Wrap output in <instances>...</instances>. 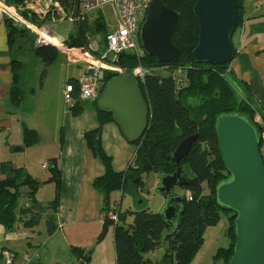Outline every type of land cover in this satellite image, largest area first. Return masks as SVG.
Here are the masks:
<instances>
[{
    "label": "trees",
    "instance_id": "trees-1",
    "mask_svg": "<svg viewBox=\"0 0 264 264\" xmlns=\"http://www.w3.org/2000/svg\"><path fill=\"white\" fill-rule=\"evenodd\" d=\"M21 1L6 0L7 3ZM162 2L179 13L172 33V40L178 47L176 57L168 63H161L146 53L137 57L132 53L122 52L115 63L125 69H131L138 64L145 68L163 64H168L171 68L181 67L185 69L187 84L178 88L173 74L149 73L144 80H138L144 99L149 106V121L142 138L133 143L137 145L133 164L122 171L113 168L111 156L103 150L101 145V126L107 121H113L112 116L97 108V99L92 101L99 125L87 130L84 138L92 154L98 157L105 167L104 173L95 177L92 182L93 187L104 194L102 211L114 206L111 205V194L118 190L122 194H129L137 201L135 210L119 209V223L116 225L113 226L110 219L104 218L98 239L101 240L109 226H113L115 264H166L171 261L175 264H189L204 241L205 229L215 225L220 220L221 213L226 215L231 212L233 215H226L229 223L227 227L229 245L216 250L212 257L213 262L222 258L223 262L228 264L235 241L236 214L230 209L222 208L216 199L218 183L229 174L217 146L215 116L225 111L244 113L256 125L261 135L259 144L261 149L262 126L257 124L253 117L256 111H260L263 117L264 113L259 107L255 109L249 102L237 99V94L227 78L230 72L226 69L231 61L223 64H209L198 63L193 58L192 50L197 44L199 30L197 18L193 13L196 0H162ZM238 3L237 26L242 18L243 0H238ZM103 19L102 15L96 23L90 22L86 17L75 22V32L70 33L66 45L85 47L88 37L94 36L96 30L104 27ZM7 26L9 37L16 35V32L10 29L9 23ZM107 31H103L100 38H104ZM53 43L59 44L57 41ZM54 44L44 43L35 47L36 55L43 62V69L39 76L40 86L48 67L55 61L59 52V47ZM237 55L238 51L234 46L233 59ZM17 68L18 63L12 61V77L15 83L18 81ZM114 74H116L115 71L105 70V81ZM240 84L244 89L250 88L243 81ZM254 96L258 102L260 97L256 95V92ZM10 97L14 105L20 104L23 92L16 84L10 88ZM190 101H198V105L189 104ZM83 104L84 102L77 101L69 108L76 114L82 109ZM193 133H198V137L188 155L180 162L183 173L189 178V183L180 188L188 191L189 195L182 194L179 225L173 232L171 225L158 212L152 211L146 205V200L140 196V191L144 187L141 174L147 171H156L157 175L159 172H172L176 167L172 158L174 148L184 137ZM22 134L23 145L16 147L17 149L29 146L37 140L34 129L23 126ZM56 160V157L49 159L48 168L51 175L45 180V182L55 183V196L49 202L52 209L57 208L60 187V173ZM183 164H186L192 176L189 177L185 173ZM38 185L39 182L26 169L14 168L8 161L0 163V224L10 229L19 219L25 227L37 226L40 223L43 207L35 199ZM23 186L28 188L25 195L21 194ZM205 187L208 190L207 194L203 193ZM23 196L29 201L27 206L19 205V200ZM128 216H132L131 222L126 221ZM46 226L49 235L57 228L50 217L46 219ZM163 231L167 232L164 236L166 246L162 257L160 260L146 257V253L159 246ZM71 251L80 260V264H89L90 256L84 249L72 246Z\"/></svg>",
    "mask_w": 264,
    "mask_h": 264
},
{
    "label": "crops",
    "instance_id": "crops-1",
    "mask_svg": "<svg viewBox=\"0 0 264 264\" xmlns=\"http://www.w3.org/2000/svg\"><path fill=\"white\" fill-rule=\"evenodd\" d=\"M8 33L6 20L0 19V163L8 161L14 168L22 167L39 182L35 199L43 209L37 226L25 227L20 219L10 229L0 224V264H5L2 250L14 254L13 264H80L71 251L72 246L89 254V264H115L113 230L98 239L103 226L100 214L104 194L92 184L105 167L92 154L84 138L87 130L99 125L97 113L92 101H86L74 114L64 100L65 84L75 81L84 70L87 59L82 54L83 47L59 43L58 55L40 86L43 62L35 53L40 43L25 34L9 37ZM44 35L48 41H56ZM232 40L238 51L231 61L233 72L243 83L254 86L260 97L256 104L264 113V0H243L240 26ZM12 61L18 63L16 83ZM13 84L23 92L19 105L11 101ZM23 126L34 129L37 140L17 149L23 145ZM101 145L111 156L115 170L122 171L133 164L137 145L128 142L113 121L101 126ZM260 151L264 160V142ZM52 157L57 158L60 173L56 209L49 206L55 196V183L45 182L51 173L43 167ZM27 191L26 186L21 188V194ZM203 193H208L206 187ZM121 196V191L113 192L111 205L118 203L120 207ZM25 199L21 197L19 205H25ZM223 215L227 222V216ZM48 217L57 226L50 235L46 226ZM24 255L31 256L30 261L24 260Z\"/></svg>",
    "mask_w": 264,
    "mask_h": 264
},
{
    "label": "water",
    "instance_id": "water-1",
    "mask_svg": "<svg viewBox=\"0 0 264 264\" xmlns=\"http://www.w3.org/2000/svg\"><path fill=\"white\" fill-rule=\"evenodd\" d=\"M238 0H196L193 13L198 21L197 44L192 50L198 63L223 64L232 61L231 35L237 26ZM178 11L162 0H150L139 37L146 54L161 63L172 61L178 47L172 33ZM97 108L110 113L124 138L134 143L147 129L149 106L139 81L130 69L116 72L104 84L96 100ZM215 132L220 157L228 177L216 187V199L222 208L232 210L235 241L228 264H264V160L259 148L261 135L244 114L225 111L215 116ZM198 133L184 137L172 153L175 169L158 173L155 187L163 199L159 214L175 232L179 225L183 195L176 192L189 183L181 160L188 155ZM212 264H215L214 262Z\"/></svg>",
    "mask_w": 264,
    "mask_h": 264
},
{
    "label": "rangeland",
    "instance_id": "rangeland-1",
    "mask_svg": "<svg viewBox=\"0 0 264 264\" xmlns=\"http://www.w3.org/2000/svg\"><path fill=\"white\" fill-rule=\"evenodd\" d=\"M73 0H58V4H54V1L49 0H22L21 2H6L5 5L9 6L12 9V12L17 14L18 17H15L9 13H4L3 5L0 3V19H5L7 23L11 25V30L16 32V34H25L29 37H34L37 43L44 44L50 43L48 39H46L45 34H48L50 37L56 39V41L60 44L66 45V40L69 38L70 33L75 32V22L69 18V10L71 8V2ZM104 17V27L101 30H96L94 37L99 39L103 31L110 29L114 26L115 18L114 12L109 5L102 6V9H97L93 11L89 15V21L92 23H96L100 17ZM240 26V22L237 28ZM96 28V26H95ZM237 28L233 35L236 33ZM62 37V40H60ZM52 42V41H51ZM54 44V43H50ZM57 45V44H54ZM37 57V56H35ZM115 72H119L124 70L125 68L121 67L120 65L116 66ZM230 73L227 76L229 83L234 88L237 99L242 101L249 102L253 108H258L256 104V100L254 99V95H258L257 90L251 84L248 85V89H244L241 86L242 80L236 76L233 72V69L230 66L226 69ZM162 75H166L167 73H162ZM251 92H253L251 94ZM194 102V103H192ZM190 101L189 104L198 105V101ZM254 121L257 124H262L258 122L263 121V116L260 111H256L254 113ZM264 123V122H263ZM262 138L264 142V124L262 125ZM183 169L185 173L190 177L192 173L187 168L186 164H183ZM141 177L144 181L143 190L140 191V196L146 200V205L154 212H160L163 209V197L157 193L155 190L156 184L158 183V175L156 171H147L141 174ZM177 193L189 195V192L182 189L177 188ZM129 197V198H127ZM128 200V201H127ZM162 200V201H161ZM160 201V202H159ZM120 203L119 209H127L135 210L137 208V201L135 198L130 196L127 193H123L121 198L118 199ZM116 206L119 205L118 203L115 204ZM227 216L233 215V213L229 212L226 214ZM127 218V217H126ZM131 217L127 218V222L132 221ZM228 222H226V217L221 214V219L215 225L209 226L205 229L204 232V241L202 245L199 247L198 251L194 255L193 259L189 262V264H212V256L216 250L219 248H225L229 245V238L227 235L226 227L228 226ZM114 226V225H113ZM113 226H109L107 232H111L113 230ZM167 231H163V235L161 238V242L159 246L145 256L149 257L153 260H160L163 253L165 252V240L164 236ZM219 260L221 262H219ZM214 261L215 264H225L223 259H219ZM166 264H175L174 261L168 262Z\"/></svg>",
    "mask_w": 264,
    "mask_h": 264
},
{
    "label": "built area",
    "instance_id": "built-area-1",
    "mask_svg": "<svg viewBox=\"0 0 264 264\" xmlns=\"http://www.w3.org/2000/svg\"><path fill=\"white\" fill-rule=\"evenodd\" d=\"M54 4H58V0ZM150 0H73L69 10V18L74 22H79L83 18H88L89 15L102 8L104 5H109L113 12L115 23L104 38L88 37V42L82 49L83 56L87 59L83 72L76 78L75 82L68 81L65 84L64 100L70 107L75 102H86L96 100L105 84V70L115 71L118 66L115 61L122 52H128L141 57L145 51L141 45L139 31L140 25L145 19L147 7ZM3 5L4 13H9L15 17L9 6L5 5L6 0H0ZM50 42V41H49ZM53 43V42H50ZM58 46V45H57ZM138 80H144V77L149 73H167L173 74L176 80V86L187 84L185 69L181 67L171 68L168 64L145 68L141 64L130 69ZM258 122L262 123L263 121ZM263 135V134H262ZM43 167L48 168V162L43 163ZM29 201L25 199L27 206ZM101 219L108 218L113 222V225L119 223V206L114 205L108 210H103L100 214ZM1 255L5 264H13L14 254L8 250H2ZM35 257L38 253L34 254ZM23 259L30 261L31 256L24 255Z\"/></svg>",
    "mask_w": 264,
    "mask_h": 264
}]
</instances>
